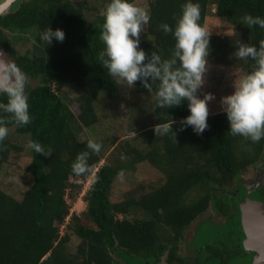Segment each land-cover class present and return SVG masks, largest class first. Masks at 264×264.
Listing matches in <instances>:
<instances>
[{
	"label": "trees",
	"instance_id": "16d2710c",
	"mask_svg": "<svg viewBox=\"0 0 264 264\" xmlns=\"http://www.w3.org/2000/svg\"><path fill=\"white\" fill-rule=\"evenodd\" d=\"M106 2L97 0L102 11ZM194 2L200 6L201 23L206 24L212 2L215 13L227 18L242 32L238 40L210 41L209 52L213 56H222L224 47L230 45L234 53L240 43L259 49L264 28L248 27L240 18L245 14L264 18V0ZM183 3L184 0H149L150 20L146 30L141 31L139 45L146 53L145 63L153 52L161 55L162 60L172 57L174 38L159 26L165 22L174 25V17L180 13ZM86 8L85 1L15 0L0 15V45L28 77L38 80L37 84L26 86L32 117L28 124H15L8 113L0 112V117L6 120L9 130L26 134L30 141L52 149L49 156L30 150L31 160L25 169L31 182L20 199L0 188V264H157L163 256L168 263L186 264V257L180 251L184 231L209 207L224 215L225 223L216 227L212 221L200 224L193 244L196 248L205 245L213 251L207 257L198 256L196 264L201 261L203 264H233V261L239 264V252L248 254L241 241L244 230L241 229L240 203L246 199L247 190L240 175L258 161L264 162V138L253 142L232 135L223 110L209 113L208 127L203 133L194 132L191 126L181 129V117L188 114L187 102L172 108L158 106L155 91L159 81L151 77H148L151 91L141 80L135 84L141 92L152 96V109L146 112L152 113L153 121L140 128L134 138L131 134L121 138L117 144L120 161L99 166L86 195L87 206L83 213L88 222L73 214L67 225L80 238L76 250L69 249L72 233H61V225L70 211L65 199L66 189L72 177L85 179L103 158L100 151L87 147L89 138L81 139L79 134L99 121L96 111L99 97L105 93L113 99L117 92L116 81L98 60L104 48L99 39L102 11L89 21ZM48 25L53 29L63 28L64 40L53 39L51 45L45 46L39 33ZM32 29L34 50L17 52L11 38H21ZM245 66L246 73L254 70V58L246 57ZM65 82L80 89L76 114L62 96ZM5 101L6 97L0 94V102ZM171 119H175L173 131L156 135L154 127ZM21 150V146L7 136L0 141V171L11 152ZM81 153L85 154L90 171L77 176L71 164ZM144 160L163 174V182L138 196L113 200L111 191L116 178ZM253 195L260 197L257 193ZM230 209L233 211L229 212ZM129 213L134 214L132 218L124 216ZM251 240L254 239L250 236ZM232 247L237 252L231 250ZM112 252L119 259H115ZM247 258L250 260L246 264H249L252 255ZM228 260L231 263H227Z\"/></svg>",
	"mask_w": 264,
	"mask_h": 264
},
{
	"label": "clouds",
	"instance_id": "9594fccd",
	"mask_svg": "<svg viewBox=\"0 0 264 264\" xmlns=\"http://www.w3.org/2000/svg\"><path fill=\"white\" fill-rule=\"evenodd\" d=\"M102 16L99 39L104 48L98 60L107 74L116 82L126 83L128 86L141 80L150 91L148 77L159 81L155 91L156 104L161 108H172L181 106L186 101L188 114L181 117V129L191 126L194 132L203 133L208 127L212 94L209 92L200 96L198 89L204 83L212 32L207 24L200 22L199 4L194 0H184L180 13L174 17V25L167 22L160 24L163 32L171 33L174 38L172 57L162 60L161 55L153 52L147 63L146 53L139 45L141 31L150 20L148 10L139 6L135 0H107ZM240 21L248 27L259 25L264 28V18L259 15L245 14ZM33 32L30 31L34 38ZM39 38L45 46L51 45L53 39L63 41L65 31L48 25L39 33ZM235 54L240 58L251 56L256 66L234 81V90L221 98L222 110L226 113L232 135H240L256 142L264 138V39L259 41V49L254 45L240 43ZM27 84V76L23 70L9 61L4 51L0 50V94L6 97L5 102H0V112L10 114L9 119L19 126L28 124L32 118ZM174 123L175 119H171L170 122L157 124L154 127L156 135L172 132ZM8 131L6 120L0 117V141L5 139ZM29 145L34 152L44 156L52 153L50 147L45 148L38 141H30ZM87 147L96 152L101 150V144L93 139L87 141ZM84 156L83 153L77 154L71 164L72 172L77 176L90 171ZM98 168L95 166L86 177L89 187L94 182ZM61 233L63 234L62 231Z\"/></svg>",
	"mask_w": 264,
	"mask_h": 264
},
{
	"label": "rangeland",
	"instance_id": "374dc122",
	"mask_svg": "<svg viewBox=\"0 0 264 264\" xmlns=\"http://www.w3.org/2000/svg\"><path fill=\"white\" fill-rule=\"evenodd\" d=\"M83 1L87 2L88 5V8H86L87 19L89 21L94 20L98 13L102 11V7L99 6L97 0H75L76 3ZM135 2L139 6L146 8L150 13L152 7L149 4V0H135ZM208 8L209 12L206 17V24L209 31L212 32L210 41L224 43L230 40H238L242 36V32L232 22L215 13L214 3L211 2ZM146 28L147 24L143 27L142 31L146 30ZM20 37L11 38L17 52L25 53L26 51H33V35L27 32ZM152 38L150 35L149 39L151 40ZM232 46L224 47L225 51L222 56H213V53L208 52L204 83L198 89V95L203 96L209 92L212 94V99L209 101V113L222 110L221 98L234 90V81L238 77L246 74V57H237L235 54L237 49L235 48V52L233 53ZM0 50L4 51L9 61L15 63L4 48L0 47ZM27 80L28 85L33 86L38 83L36 78L27 76ZM116 86L117 92L113 99H109L105 93L99 97L96 105L99 121L93 126L85 127L79 134L81 139L89 138L101 144L100 152L103 158L95 165L97 167L104 162L116 164L120 161L121 157L117 153V144L121 138L130 134L131 138H134L140 131V128L147 126L153 121L152 113L150 111L146 112V110L152 109L153 99L151 95L141 92L135 83L133 86H128L126 83L116 82ZM62 92V96L76 114L79 109L77 96L80 94V89L65 82L62 85ZM133 121L136 122L133 123ZM7 139L21 146L22 150L19 152H11L9 159L2 165L0 171V188L15 198L20 199L31 182V176L25 169V165L31 160L30 139L28 135L18 134L13 129L8 131ZM261 166H264V162L261 160L249 166L248 171L242 175L244 181L246 183L257 182L258 172ZM87 178L79 179L80 181L77 178H71L69 181L65 197L69 205L70 213L61 226L63 233L65 231L72 233L67 225L71 223L70 217L73 214L79 216L83 222H88L83 213L87 206L86 194L91 187L88 185ZM162 182L163 174L155 166L147 160L140 161L116 178L112 186L111 197L113 200L118 201L129 196H138L144 190L156 187ZM232 211V209L229 210V212ZM138 214L140 216L144 215ZM133 215V213H129L124 216L132 218ZM224 217L215 208L209 207L208 210L197 216L185 229L183 240L180 243V251L189 258V263L197 256L196 249L189 246V241L194 236L197 227L202 222L203 224L206 223L205 221H212V225L216 227V224L223 222ZM70 236L71 240L68 243L69 249L75 251L80 238L74 233ZM112 253L115 259H119L114 252ZM245 258L242 257V260H245ZM164 259L165 257L157 264H168L164 263Z\"/></svg>",
	"mask_w": 264,
	"mask_h": 264
},
{
	"label": "flooded vegetation",
	"instance_id": "af4514ba",
	"mask_svg": "<svg viewBox=\"0 0 264 264\" xmlns=\"http://www.w3.org/2000/svg\"><path fill=\"white\" fill-rule=\"evenodd\" d=\"M0 1H3V0H0ZM7 9H5V10H7ZM0 47H2V46L0 45ZM246 172H243L240 175V179L243 182L242 183L243 187L247 190V194H248V191H249V196H251L252 199L260 200V201L264 202V197H263V192H264V166H261L259 168L257 182L246 183L244 181V179H243V176H242ZM236 187H237V185H236ZM253 193L259 194L260 197H256V195L254 196ZM245 200L241 201V203H240V218H241L240 221H241V226H242L241 229L244 230V236L242 237L241 241H242V244L244 245V247L246 248L248 254L247 255H242V253H240L238 251L239 252L238 257L240 258V261H241L239 264L248 263L250 259H248L247 257L249 255H252V260H251V262L249 264H254L256 259H258V261L255 264H264V213H263V211H261L259 206H256V207L252 206L251 207V213L253 215V221H254L252 224H254L256 226L255 230L258 229V231L256 230V231L253 232V233H257L256 236H257L258 239H255L254 237H252L250 235V232H249V229H248L247 225L244 226L243 223H242V209H241V205L246 203ZM224 223H225V217H224V220H223V222L221 224H224ZM217 225H219V224H217ZM199 226L197 227L196 232L194 233V236L189 241V246H192L194 249H196L197 256L194 257L192 259V262L189 263V258L185 254H183L186 257V264H196L197 263L196 259H197L198 256L200 257V255L202 254V255H205L207 257L211 253V251H213V248L207 249L205 247V245H203L202 247L196 248V246L193 244V241H195V236L197 234V230L200 228ZM235 232L238 235L239 229H237ZM236 233H235V235H236ZM232 235H234V234L232 233ZM250 236L254 240L250 241ZM246 241H247V244H246ZM231 250H234L235 252H237V250L234 247H232ZM163 257L161 258V260H163ZM242 257H246L245 260H242ZM161 260H159V261H161ZM164 263H168L166 259H164ZM227 263H231V261L228 260ZM232 263L235 264L234 261ZM168 264H171V263H168ZM201 264H203L202 261H201Z\"/></svg>",
	"mask_w": 264,
	"mask_h": 264
},
{
	"label": "water",
	"instance_id": "95a60500",
	"mask_svg": "<svg viewBox=\"0 0 264 264\" xmlns=\"http://www.w3.org/2000/svg\"><path fill=\"white\" fill-rule=\"evenodd\" d=\"M15 0H4L3 2L0 3V15L2 13L5 12V9H7ZM246 203L241 205V209H242V223L244 226H246V222H245V206L247 205V202H253L255 204H258L261 211H263L264 213V202L260 201V200H254L251 198V196H249V191L246 197ZM247 244V241H246ZM258 259L255 260L254 264L257 263Z\"/></svg>",
	"mask_w": 264,
	"mask_h": 264
},
{
	"label": "bare ground",
	"instance_id": "6f19581e",
	"mask_svg": "<svg viewBox=\"0 0 264 264\" xmlns=\"http://www.w3.org/2000/svg\"><path fill=\"white\" fill-rule=\"evenodd\" d=\"M254 206H259L258 204H255L253 202H247V205L245 206V222H246V225L249 229V232H250V235L252 237H254L255 239H258L256 234L257 233H253L254 231H258V229L255 230L256 226L254 224H252L254 221H253V215L251 213V207ZM260 229V228H259Z\"/></svg>",
	"mask_w": 264,
	"mask_h": 264
}]
</instances>
